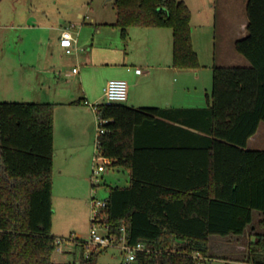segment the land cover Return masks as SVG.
Here are the masks:
<instances>
[{"label": "trees", "instance_id": "trees-1", "mask_svg": "<svg viewBox=\"0 0 264 264\" xmlns=\"http://www.w3.org/2000/svg\"><path fill=\"white\" fill-rule=\"evenodd\" d=\"M114 8L111 25L123 39L132 27L170 28L173 65L201 66L185 1L114 0ZM246 15L247 33L235 50L250 65H214L207 107L94 105L109 120L100 136L101 155L131 177L128 186H109L100 221L116 234L124 225L129 244L152 249L139 252L136 264H195V253L210 257L212 235H243L254 211L264 226V150L247 149L264 122V0H248ZM54 114V103L0 101V264H99L100 252L86 259L79 239V262L53 259ZM154 119L169 122L178 141L139 143L138 130ZM197 155L208 161L188 163V175L180 173L184 163L166 160ZM246 259L264 264V233L249 240Z\"/></svg>", "mask_w": 264, "mask_h": 264}, {"label": "rangeland", "instance_id": "rangeland-1", "mask_svg": "<svg viewBox=\"0 0 264 264\" xmlns=\"http://www.w3.org/2000/svg\"><path fill=\"white\" fill-rule=\"evenodd\" d=\"M186 1L193 14L195 34L202 32L199 23L202 21L203 11L216 15L220 9H224L219 0L217 3L216 0ZM115 20L114 0H0V100L57 101L69 99L75 94L77 99L87 98L93 113L95 128L89 130V126L87 127V130L94 134L88 194H84L85 200L58 198L57 205L53 208L55 226L52 232L56 235L76 225L81 229V234H74L73 237L88 240L92 199H107L109 186L129 185V172L107 163L99 182L95 181L93 176V166L98 153L96 140L99 124L94 105L105 102L103 86L107 80L119 78L117 72L121 70L120 67L127 57L151 55L143 43L135 46L136 51L133 54L130 43L126 45L120 38L117 27L98 22ZM65 27H71L78 39L72 55L65 54L60 47L59 37ZM198 45L196 42L197 49ZM237 54V59L230 64L218 65H250L248 59ZM74 68H77L79 73H74ZM209 70L212 72V68ZM98 160L101 162L103 159ZM70 236L68 232L59 238ZM71 244H64L65 250L73 248L69 246ZM75 252L60 254L56 250L53 259L61 263L72 262L82 254L80 247ZM241 255L231 250L224 256L211 258L210 263L250 264L246 259L247 254L244 257ZM123 258L120 250L112 247L100 252L98 262L121 264Z\"/></svg>", "mask_w": 264, "mask_h": 264}, {"label": "crops", "instance_id": "crops-1", "mask_svg": "<svg viewBox=\"0 0 264 264\" xmlns=\"http://www.w3.org/2000/svg\"><path fill=\"white\" fill-rule=\"evenodd\" d=\"M183 1L187 4L186 0ZM219 1L224 5V9H220L216 15L209 11H203L202 21L199 23L202 32L197 34L193 31L192 14L191 32L193 46L201 63V66L196 69H180L173 65V31L170 28L132 27L129 29V36L126 40L121 37V32L118 28L120 38L126 45L130 43L133 54L138 43L146 45L147 50L151 54L146 57L135 56L134 58V55L130 58L127 57L123 66L120 67L121 70L117 72L119 78L116 79L126 80L129 86L128 99L124 104L136 108H198L209 105L211 102L213 66L230 64L237 59L238 54L235 50V42L246 35L248 25L246 15L248 0ZM217 2L218 0L215 3ZM98 22L103 25H111L116 20ZM74 34H76L75 31ZM77 42L78 39L75 42V50ZM196 42L199 44L198 49ZM62 50L64 49L62 48ZM72 54L73 52L67 55ZM138 68L141 69V72H137ZM210 68H212V72L209 70ZM109 80L105 82L104 86ZM75 96L74 94L69 99H58L57 101H32L55 104L53 208H55V204L57 205L58 198L62 200H67L68 198L85 200L84 194L86 193V196L88 194L87 188L89 186L94 138V134L89 132V130H93L95 126L92 110L85 103V101H88L87 98L79 97L77 99ZM0 101H5V99ZM78 101L81 102L79 103ZM168 123L152 120L138 130V142L141 144L163 145L176 143L178 138L171 136L175 130L172 126H168ZM88 126L89 130H87ZM247 149L264 150V122L259 124L257 132L249 138ZM207 159V156L197 155L194 157L182 156L180 160L179 158H168L166 160L174 163H178V161L184 163L181 166L180 173L188 175V163L196 161L204 165L208 161ZM207 174L202 173L201 175ZM261 220L262 214L254 211L253 223L249 225L243 235H212L209 241L210 258L224 256L226 252L231 250L242 254L241 256L244 257L248 252V243L253 238V235L255 233H264V226H260ZM53 226H55V221ZM68 232L71 235L81 234V229L75 225L70 227L68 231H60V235L52 233L59 237ZM76 239L83 240L79 237ZM69 246L73 248L67 249L66 252L72 254H75V251L79 248L76 243H72ZM80 259L81 257H75L74 261L79 262Z\"/></svg>", "mask_w": 264, "mask_h": 264}, {"label": "built area", "instance_id": "built-area-1", "mask_svg": "<svg viewBox=\"0 0 264 264\" xmlns=\"http://www.w3.org/2000/svg\"><path fill=\"white\" fill-rule=\"evenodd\" d=\"M77 41L74 34V30L71 27L65 28L61 32L60 36V46L64 49V52L70 54L73 52L75 47V42ZM79 70L77 68L73 69L74 73H77ZM137 72H141V69L138 68ZM128 82L124 79H112L109 80L103 89V99L106 104L114 103H124L128 99ZM85 103L89 104L88 101ZM96 110V108H95ZM98 116V115H97ZM99 124L97 127V155L95 159V164L93 166V176L95 181L99 182L102 173L106 170V163L108 162L99 151L100 136L106 132L104 123H107L108 119H102L98 116ZM99 158L103 159L99 162ZM98 161V162H97ZM92 206V218H91V228L89 233V239L84 240L85 249L84 257L88 259L92 252H105L109 248H117L120 250L121 254L124 256L121 264H136L137 254L139 252L150 253L152 249L143 242H138L136 244H129L126 236V228L124 225L120 228V234L110 232V226L108 224L101 223V212L105 210L108 206L107 199H99L94 197L91 201ZM74 235H71L69 238L58 237L57 238V251L62 254L65 253L64 244L76 243L77 240ZM196 260L195 264H211V258L204 256L200 253H195L192 255Z\"/></svg>", "mask_w": 264, "mask_h": 264}]
</instances>
